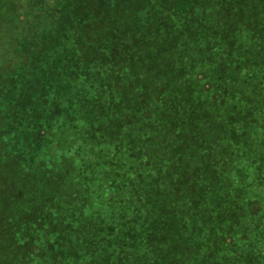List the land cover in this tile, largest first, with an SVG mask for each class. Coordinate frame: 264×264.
<instances>
[{"label":"trees","instance_id":"trees-1","mask_svg":"<svg viewBox=\"0 0 264 264\" xmlns=\"http://www.w3.org/2000/svg\"><path fill=\"white\" fill-rule=\"evenodd\" d=\"M68 1L57 26L68 78L50 97L73 142L116 144L95 154L98 181L63 156L42 186L25 177L43 165L11 163L10 178L0 158V264H23L32 244L19 241L21 203L74 210L59 247L70 264H264V0ZM27 122L14 130L13 115L7 131L29 139Z\"/></svg>","mask_w":264,"mask_h":264},{"label":"rangeland","instance_id":"rangeland-1","mask_svg":"<svg viewBox=\"0 0 264 264\" xmlns=\"http://www.w3.org/2000/svg\"><path fill=\"white\" fill-rule=\"evenodd\" d=\"M45 1L0 0V131L5 130L0 133L4 138L0 158L4 160L2 163L7 169L5 175L10 178L13 175V168L9 167L11 163L16 165L14 169L16 171L17 165H24L25 159L32 160L29 162L31 170L38 165H43L44 169L37 170L35 174L28 172L25 178L44 186L45 182L57 180L59 176L56 173V165L64 156L68 162H79L85 177L98 181L102 175H99L101 170L98 168L99 163L95 154L101 155V151H106L116 143L73 142L70 119L52 102L50 97L52 82L63 73L58 66L60 49L67 45L64 38L61 39L62 31L57 29V26L62 19L63 7H69L71 1L58 0L55 9L52 3L57 0H52L49 6L44 5ZM74 1L81 9L87 0ZM64 15L65 12L63 17ZM47 19L52 21L49 22L50 30L41 27L43 20ZM60 77L65 80L68 74L64 72ZM12 104L14 105L11 111L8 105L12 106ZM13 115L16 123L14 130L20 131L28 124L27 121L30 122L29 125L35 132L30 133L29 139L26 137L28 133L22 136L15 131L16 136L13 132L7 131L11 130ZM60 131L63 132L57 133ZM59 137L63 138L61 142L58 141ZM178 145L183 144L178 143ZM89 146L94 147V151L85 155L84 149L87 150ZM183 147L186 148L184 145ZM99 148L101 151H98ZM187 150L190 159L198 156L193 151ZM207 156L205 159H208ZM38 158L41 161H38ZM104 158L110 161L112 169L115 163L113 154L107 152ZM21 204L15 205L13 209L15 222L23 223L17 229L19 241L32 240L33 244L25 245L23 250L25 257H22V263L33 264L36 261L41 263V259L44 258L43 264H70V261L64 259L65 254L59 250V247L72 238L71 234L77 222L73 216L74 210L68 204L66 206L59 204L49 215L39 216L34 212L35 206L27 204L23 207ZM84 216L83 211L77 214L79 220ZM6 251L7 247H5Z\"/></svg>","mask_w":264,"mask_h":264}]
</instances>
